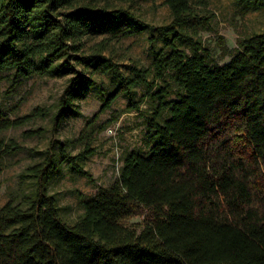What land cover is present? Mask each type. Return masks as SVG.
<instances>
[{"label":"trees","instance_id":"trees-1","mask_svg":"<svg viewBox=\"0 0 264 264\" xmlns=\"http://www.w3.org/2000/svg\"><path fill=\"white\" fill-rule=\"evenodd\" d=\"M210 3L165 0L171 21L154 25L114 0H0V81L12 72L8 92L33 75H75L59 122L74 98L96 87L94 73L117 79L114 91L100 89L102 112L121 95L128 111H139L148 95L153 101L152 146L126 151L110 185L80 194L75 222L63 219L49 181L62 162L91 179L83 166L96 152L91 140L76 155L48 151L22 173L33 186L0 207V264H264V33L233 48L220 36L229 59L215 62L201 36L213 28ZM117 30L150 31V66L127 75L105 54L106 38L86 47ZM48 114L36 107L12 118L0 109V158L20 147L4 131ZM137 215L143 220L130 223Z\"/></svg>","mask_w":264,"mask_h":264},{"label":"rangeland","instance_id":"rangeland-1","mask_svg":"<svg viewBox=\"0 0 264 264\" xmlns=\"http://www.w3.org/2000/svg\"><path fill=\"white\" fill-rule=\"evenodd\" d=\"M114 2L133 10L151 24L161 25L171 21V12L165 0ZM208 15L213 28L202 31L201 36L217 63L229 59V56L222 55L218 44L220 36H224L227 45L233 48L240 38L264 33V2L259 7H253L243 0H211ZM149 36L148 30H134L127 35L123 30H117L93 37L87 41L86 47L106 38L108 49L105 54L128 75L134 65H151L152 45ZM155 46H162V41L155 42ZM11 73L5 72V77L0 81V109L12 118L25 116L36 107L47 109L49 114L3 132L6 142L14 139L20 147L0 158V207L32 188V181L24 180L21 175L30 165L42 161L48 151L57 155L65 148L67 152L76 155L91 140V147L96 152L83 162L91 179L62 162L60 172L54 173L49 181L51 192L58 198L63 219L73 223L83 213L80 194L94 195L99 187L110 185L120 175L126 151L136 148L148 150L152 146L146 132V119L152 114L153 101L148 95L139 111H128L131 101L121 95L112 108L102 112L100 89L108 93L114 91L117 79L112 73H94L92 77L96 87L88 86L83 96L74 98L66 116L59 122L55 120L59 103L74 83L75 75H33L23 79L16 90L8 92ZM160 84L167 85L164 81H160ZM169 90L170 98L178 96L176 87L172 86ZM144 93L146 87H139L137 98ZM103 126L105 128L101 130ZM143 218L142 215L134 216L130 218V223H140Z\"/></svg>","mask_w":264,"mask_h":264}]
</instances>
